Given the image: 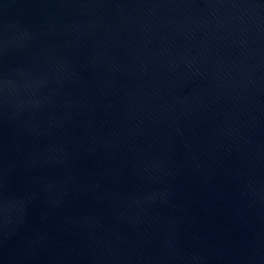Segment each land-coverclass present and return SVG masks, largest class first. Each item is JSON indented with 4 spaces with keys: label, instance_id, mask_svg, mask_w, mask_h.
<instances>
[{
    "label": "water",
    "instance_id": "1",
    "mask_svg": "<svg viewBox=\"0 0 264 264\" xmlns=\"http://www.w3.org/2000/svg\"><path fill=\"white\" fill-rule=\"evenodd\" d=\"M0 264H264V0H0Z\"/></svg>",
    "mask_w": 264,
    "mask_h": 264
}]
</instances>
